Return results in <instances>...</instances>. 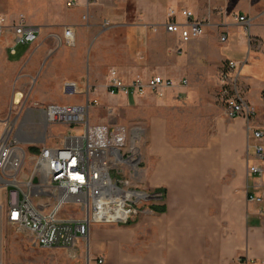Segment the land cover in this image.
<instances>
[{"label":"crops","instance_id":"0c3cea01","mask_svg":"<svg viewBox=\"0 0 264 264\" xmlns=\"http://www.w3.org/2000/svg\"><path fill=\"white\" fill-rule=\"evenodd\" d=\"M75 1L72 13L62 16L61 10L59 22L48 25L49 36L59 34L62 43L65 32H73V47L61 44L49 55L51 49L41 43L38 48L19 46L15 55L8 54L9 63L18 64L35 50L31 53L34 57L48 54L44 72L55 77L51 83L61 87L68 81L88 83L97 89L96 95L108 101L123 98L106 93L111 71L128 81L137 76L171 80L175 87L162 99L172 90L197 97L194 88L207 76L225 71L229 62L245 63L247 51L248 61H256L264 47V0H173L177 8H164L161 13L152 14L137 5L130 17L125 11L119 15L106 12L100 15L102 19L86 7V0ZM170 9H185L204 21V35L182 44L177 36L166 33L161 26ZM239 16L251 20L249 36L235 20ZM177 20L184 22L180 16ZM153 27L159 28L153 31ZM223 36L226 41L221 43ZM9 44L10 36L0 40L7 50ZM21 48L25 49L19 54ZM62 59L66 69L57 74ZM251 75L248 68L242 69L241 89L245 100L257 110L253 125L261 129L264 83L257 105L250 97ZM41 84L44 88L46 80ZM164 120L155 117L149 122L141 184L146 190L165 191L166 212L147 215L136 228L91 229L87 239L90 253L105 258L108 264H231L239 259L264 264V204L249 203L246 198L248 188L255 187L252 191L257 193L264 186V163L256 162L250 151L248 160L263 173L260 178L248 175L246 122L221 119L202 146L187 149L171 145ZM104 241L110 245L106 247Z\"/></svg>","mask_w":264,"mask_h":264},{"label":"built area","instance_id":"2783aa9c","mask_svg":"<svg viewBox=\"0 0 264 264\" xmlns=\"http://www.w3.org/2000/svg\"><path fill=\"white\" fill-rule=\"evenodd\" d=\"M97 2L86 0L85 5L90 8ZM75 5V0L66 4L68 8ZM178 16L184 22H179ZM235 20L249 36L251 20L244 16ZM161 27L166 33L177 36L182 44H188L204 35L206 23L196 20L193 13L185 9H170ZM6 36H10L8 51L15 55L17 47L34 45L41 36V29L29 25L23 14H0V40ZM64 36L66 45L74 46V33L68 30ZM225 41L226 36H223L221 42ZM238 74V65L229 62L221 76L220 98L233 118L244 117L250 126V118L256 111L238 90ZM174 87L171 80L162 77L137 76L128 81L117 71H111L105 88L110 97L142 99L149 94L162 98ZM62 93L68 97L81 96L84 104L58 108L63 113L57 117H63L70 128L59 145H42L37 154L27 155L25 143H41V139L23 131L18 120L3 123L0 130V197L3 199L0 201V237L2 228L8 226L26 233L34 247L66 251L74 257L94 226L127 225L137 216L151 212L152 206L160 205L162 194L132 188L125 178L126 174L135 175L140 161L137 141L130 129L123 125H90L88 111L98 105L94 98L97 89L88 83L68 81L63 83ZM45 113L47 111L39 110L42 120ZM247 130L254 142L250 156L264 163V129L249 127ZM22 133L27 136L26 142L19 136ZM27 161L32 165L28 171ZM248 163V175L260 178L263 169L250 160ZM247 190L249 203L264 204V186H260L257 193L252 191L255 187ZM83 264L108 263L101 256L91 257L87 253ZM231 264L247 263L239 259Z\"/></svg>","mask_w":264,"mask_h":264},{"label":"rangeland","instance_id":"374dc122","mask_svg":"<svg viewBox=\"0 0 264 264\" xmlns=\"http://www.w3.org/2000/svg\"><path fill=\"white\" fill-rule=\"evenodd\" d=\"M68 1L2 0L0 1V14L9 16L23 14L29 25L39 27L41 36L32 47L38 48L41 46L40 43L47 45L51 49L49 51L50 55L54 49L61 47V44L66 45L65 41L63 43L60 42L59 34L49 36L48 25L59 22L61 10H63L62 16L73 12V9L66 6ZM137 5L152 14L161 13L164 8H177V3L173 0H98L90 9L100 19H102L100 15H104L106 12H114L119 15L125 11L130 17L136 11ZM117 20H119L118 16L116 17ZM252 31H254V28ZM73 45H75V40ZM24 49L21 48L19 54ZM33 52H36V50ZM33 52L27 53L18 64H11L7 59L8 54L10 55L9 51L6 47L0 45V130L4 122L15 119L18 120L23 131L35 139H41V143L31 145H28L25 141L26 139H23V142H26V154L31 156L38 153H33L32 149L39 150L42 145H59L70 129L63 121V117H57L63 113V110L58 108L84 104L83 97L65 96L62 93L61 85L59 86L54 82L51 83L55 77L53 75L48 77L46 72H44L45 64L50 56L48 54L47 56L40 54L34 57L31 54ZM259 52L260 55L256 56V61L253 59L248 61L250 51H247L245 63L238 64L239 74L237 78L238 90L243 94L241 89V71L244 67L250 70L251 76L254 78L250 97L257 105L261 102L260 91L261 85L264 83V47ZM64 62L63 59L59 61L57 74L62 73L66 69L64 68ZM85 69L87 68L85 67ZM224 72H219L218 74L215 72L211 76H207L205 82L195 87L193 92L198 93L197 97H190L187 92L178 93L174 92V90L164 99L156 98L153 94H149L144 99L129 98L126 99V102L123 98L108 101L100 95L94 96L98 101V105L89 108L90 125H123L135 135L140 160L139 169L134 176L125 175L132 188L143 189L141 173L145 166L144 157L149 144V122L155 117H161L167 122V137L171 145L187 149L202 146L205 139L210 134L213 135L215 133V123L221 119L228 122L243 119L246 122L247 147L245 159L248 168L247 157L253 142L248 136L247 129L255 127L253 119L257 114V110L255 109V116L250 118V126H248L244 117L233 118L229 114L220 98L223 86L221 76ZM117 74L125 79L120 73L117 72ZM45 80L46 86L43 88L40 85ZM18 94L21 95L20 102L14 104V97ZM262 99L264 101V93ZM39 110L47 111V113L42 114L45 121L39 116ZM55 118L56 120L54 121ZM28 119L32 122H29ZM262 144L264 145V141ZM31 166V163L27 161L26 170H30ZM149 191L162 194L163 190ZM2 200V197H0V201ZM162 204L163 202L160 205ZM151 213L162 215L151 211L137 216L136 219L130 221L127 225H96L92 229L136 228ZM87 243L88 241L81 243L74 257H71L70 253L66 251L42 250L34 247L26 233L4 226L0 237V264H83L87 253L91 257H96V255L90 253V247ZM102 243L106 247L110 245L108 241Z\"/></svg>","mask_w":264,"mask_h":264},{"label":"trees","instance_id":"16d2710c","mask_svg":"<svg viewBox=\"0 0 264 264\" xmlns=\"http://www.w3.org/2000/svg\"><path fill=\"white\" fill-rule=\"evenodd\" d=\"M38 151H39L38 149H32V152H33V153H34V152L36 153V152H38ZM165 199H166V193H165V191H162V202H163V204H162V205L152 206V207L150 208V210H151L152 212L157 213V214H164V213L166 212V206H165V204H164Z\"/></svg>","mask_w":264,"mask_h":264},{"label":"bare ground","instance_id":"6f19581e","mask_svg":"<svg viewBox=\"0 0 264 264\" xmlns=\"http://www.w3.org/2000/svg\"><path fill=\"white\" fill-rule=\"evenodd\" d=\"M20 99H21V95H16L15 97H14V104H18L19 102H20ZM19 136H20V138L21 139H27V136L25 135V134H19Z\"/></svg>","mask_w":264,"mask_h":264}]
</instances>
